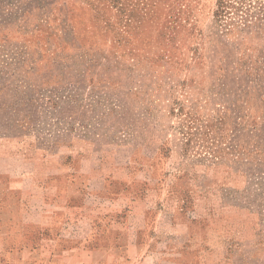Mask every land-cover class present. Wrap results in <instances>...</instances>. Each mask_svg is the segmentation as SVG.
<instances>
[{"label":"rangeland","instance_id":"1","mask_svg":"<svg viewBox=\"0 0 264 264\" xmlns=\"http://www.w3.org/2000/svg\"><path fill=\"white\" fill-rule=\"evenodd\" d=\"M70 169L98 172L91 204L139 186L164 211L149 236L194 216L198 186V231L253 237L264 264V0H0V264L198 263L179 240L131 260L116 226L73 238L78 211L48 223L82 196Z\"/></svg>","mask_w":264,"mask_h":264},{"label":"crops","instance_id":"2","mask_svg":"<svg viewBox=\"0 0 264 264\" xmlns=\"http://www.w3.org/2000/svg\"><path fill=\"white\" fill-rule=\"evenodd\" d=\"M65 173H69L70 178L72 175L74 176L72 173H80L81 177L83 178L82 182L77 185H74V183L71 182L70 188L81 189L78 190L82 196L76 199L73 196V192L64 195L59 207L57 206L54 208V210H59L56 213L62 217H56L57 219L53 218V220L48 223L51 225L53 224L54 226H61L66 224L74 225L76 222L75 228L71 233L73 238L85 241V243L88 240H93L95 237L93 236V229L94 227H98V231H101L100 236L103 237L105 235L106 238L110 240L109 233L112 232V227L116 226V237L124 241L123 248L128 246L126 248L128 249L127 257L134 261L137 256H141L139 249L144 245V242H147V240L150 243L147 245L145 254L141 257L145 256L144 258H146L148 261L150 259L152 260V258H155L154 256L158 255L157 249L148 253V250L152 246L151 242L164 241L166 242L165 244H168V246L170 245V249H168L165 253V256H168L170 255V251L173 248L169 242H172V240H179L177 245L178 248L176 250L178 255L182 253L181 255L183 256V252L185 251L192 253L191 255H195L198 258L197 264H211L208 259H205V257L209 255H212L218 259V262L215 261L212 264H254V262L248 261V257L253 258L254 255H257V247L255 249L253 247L255 244L253 237L243 238L237 234H225L223 232L217 231L216 227H207V231H204L203 229V232L198 231L201 222L198 212L195 210H197V207L202 205V202L205 200V195L202 193L203 190L198 186L194 185L190 186L189 188H185V186H183L184 194L186 193L188 195L185 194L186 198L182 199L190 202L191 208L194 211V216L192 218L186 219L184 222H181L180 226H177L176 229H174L172 226L170 229L158 231L155 227L152 235L149 236L148 234L144 233L146 227L149 228V226H147L148 222H146V215H151L157 212L161 214L164 211L162 209L158 210L157 206L141 209L138 204L139 200H141L139 186L134 184L132 187L122 189L120 193L117 192L115 196L111 197L110 201L108 202H106L104 199H100L94 204H91L87 200V195L90 190L88 181L90 178L92 179L95 175H98V172L93 169H70ZM189 178L190 176L188 175L181 177L183 183L185 180H189ZM98 185H100L101 192L96 194L101 196L102 193L104 195L102 191L105 190V186H103L101 183ZM54 188L56 196L58 189L57 187ZM183 203L185 202L183 201ZM227 208L229 210L231 209L229 206ZM94 209H107L109 212L104 216L94 215L92 214ZM75 211H78V213L81 214L83 218L74 222L70 214ZM191 222H196V226H198L197 231H194V228L190 227ZM152 226L153 225H150V229ZM57 234H62V230L57 232ZM146 235H148V237ZM128 237L130 238L128 239ZM127 240L133 243H126ZM82 246L86 248L84 250H92L89 245L86 246L84 244ZM72 249L75 248L73 247L70 250L72 251ZM91 253H93V251ZM158 260V258L156 260H152V263L156 264L155 262ZM160 262H162V260H160Z\"/></svg>","mask_w":264,"mask_h":264}]
</instances>
